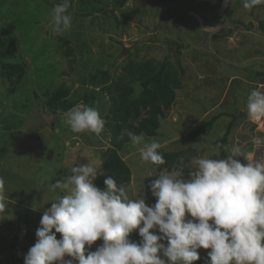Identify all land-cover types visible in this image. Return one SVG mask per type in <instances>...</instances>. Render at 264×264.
<instances>
[{
	"label": "rangeland",
	"instance_id": "obj_1",
	"mask_svg": "<svg viewBox=\"0 0 264 264\" xmlns=\"http://www.w3.org/2000/svg\"><path fill=\"white\" fill-rule=\"evenodd\" d=\"M223 1L73 0L68 9L71 27L56 34L51 12L62 0H0V177L5 181L0 194V264H24L43 212L66 194L53 190V184L87 163L100 165L95 181L103 175L111 103L100 89L117 80L130 61L164 62L178 74L181 86L160 120L158 135L143 136L144 142L155 140L168 152L197 150L195 156L186 154L189 161L178 168L183 178L195 170L196 158L225 159L234 147L242 164L248 163L244 156L249 153H254V161L264 157V144L252 143L253 137H264V122L251 123L245 111L240 113L252 88L264 90V34L259 29L264 3L245 9L243 0H230L222 11ZM250 23L253 27L248 28ZM205 27L212 29L208 48L202 42ZM60 38L69 42L70 56ZM78 104L99 110L104 120L99 133H75L64 123L61 110ZM227 112L237 117L223 115L191 144L179 143L201 123ZM233 120L222 150L219 142ZM121 155L132 170L126 194L154 205L151 183L169 171L143 162L131 141ZM186 219H191L187 213ZM150 231L160 235L157 229ZM128 238L136 243L142 239L138 229ZM102 243L98 239L91 248L86 245L85 254ZM210 251L198 249L200 259L193 264H205ZM64 260L78 264L67 255Z\"/></svg>",
	"mask_w": 264,
	"mask_h": 264
},
{
	"label": "clouds",
	"instance_id": "obj_2",
	"mask_svg": "<svg viewBox=\"0 0 264 264\" xmlns=\"http://www.w3.org/2000/svg\"><path fill=\"white\" fill-rule=\"evenodd\" d=\"M262 3L243 0V7ZM70 6V0H62L53 7L54 33L70 29ZM244 111L251 123L264 122V90L259 85L247 95ZM61 118L75 133H99L104 125L99 110L84 104L61 110ZM124 134L143 162L164 163L157 141L144 142L143 134L129 130ZM252 143L260 146L264 137H253ZM238 156L240 150L234 147L225 159L198 157L187 179L175 170L159 175L151 183L156 198L152 206L143 198H130L112 176L104 180L103 189L96 186L100 165L73 167L70 176L51 186L66 194L43 212L24 264H73L65 255L78 264H193L200 259V248L211 249L205 264H264V162L254 161L249 153L244 156L248 163L242 164ZM4 183L0 177V194ZM137 229L139 243L128 238ZM98 239L103 243L86 255L85 246L91 248Z\"/></svg>",
	"mask_w": 264,
	"mask_h": 264
},
{
	"label": "trees",
	"instance_id": "obj_3",
	"mask_svg": "<svg viewBox=\"0 0 264 264\" xmlns=\"http://www.w3.org/2000/svg\"><path fill=\"white\" fill-rule=\"evenodd\" d=\"M72 2L73 0H70V5ZM124 2L125 0L121 4ZM251 27H253V23L248 25V28ZM259 29L264 34V19L259 21ZM60 39L62 45L67 46V55L70 56L72 49L69 47V42L64 38ZM23 66L25 69L27 68L25 62H23ZM244 69L246 70L247 67H244ZM123 70L124 73L117 80L104 85L100 89L108 95L111 103L106 116V126L110 134V147L104 156V173L95 181L96 186L101 189L105 187L104 180L108 176H112L118 186L125 187L131 182L132 170L121 155L130 139L126 134L122 135V132L129 130L136 135L157 136L160 120L165 118L167 112L172 108L176 101V90L181 86L176 71L164 62L157 65L152 60L130 61ZM138 86L141 87L139 93ZM223 115L218 114L210 121L201 123L179 143L191 144ZM233 125L234 120L228 125L219 142L222 150H224V144L228 140ZM159 151L163 156L164 163L153 165L157 171L166 168L169 172L177 171L182 164L189 161V156L197 154V150L193 147L177 152H168L160 147ZM186 154H189V156Z\"/></svg>",
	"mask_w": 264,
	"mask_h": 264
},
{
	"label": "water",
	"instance_id": "obj_4",
	"mask_svg": "<svg viewBox=\"0 0 264 264\" xmlns=\"http://www.w3.org/2000/svg\"><path fill=\"white\" fill-rule=\"evenodd\" d=\"M229 3H230V0H229V2L227 3V4H225V0L223 1V6H222V11H225L226 9H227V7H228V5H229ZM197 18L199 19V21H200V23H202V19H201V17H199V16H197ZM221 21H220V23L224 20L223 18H221L220 19ZM219 23V24H220ZM212 31V29H210V28H207V27H205L204 28V38H203V43H204V47H206V48H208V44H209V38H208V35H209V33ZM25 62H26V64L27 65H29V61L28 60H25ZM53 154H54V152H53V150H50L49 152H48V159L49 160H52L53 159Z\"/></svg>",
	"mask_w": 264,
	"mask_h": 264
},
{
	"label": "crops",
	"instance_id": "obj_5",
	"mask_svg": "<svg viewBox=\"0 0 264 264\" xmlns=\"http://www.w3.org/2000/svg\"><path fill=\"white\" fill-rule=\"evenodd\" d=\"M244 103H245V102H244ZM244 103H243V104H244ZM240 110H241L240 113H242V112L244 111V108H242V109L240 108ZM223 114L226 115L227 117L229 116V117H228L229 119H233L234 117H237V116H233V115H234V112H232V113L227 112V113H223Z\"/></svg>",
	"mask_w": 264,
	"mask_h": 264
},
{
	"label": "built area",
	"instance_id": "obj_6",
	"mask_svg": "<svg viewBox=\"0 0 264 264\" xmlns=\"http://www.w3.org/2000/svg\"><path fill=\"white\" fill-rule=\"evenodd\" d=\"M256 161L264 162V157H256Z\"/></svg>",
	"mask_w": 264,
	"mask_h": 264
}]
</instances>
